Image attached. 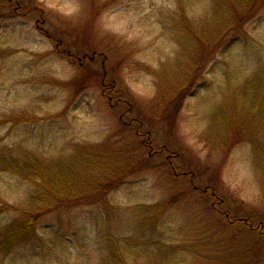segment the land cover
<instances>
[{
    "label": "rangeland",
    "instance_id": "374dc122",
    "mask_svg": "<svg viewBox=\"0 0 264 264\" xmlns=\"http://www.w3.org/2000/svg\"><path fill=\"white\" fill-rule=\"evenodd\" d=\"M180 1L0 0V150L77 169L78 154L97 157L107 146H123L116 140L132 139L135 128L149 132L154 142L146 168L110 188L105 201L115 210L108 235L129 244L123 248L128 263L264 264V187L255 167L264 164V135L249 120L254 138L240 137L228 148L232 125L213 114L221 102L231 109L226 92L263 67L264 7L245 26L247 37L204 70L178 115L153 124L165 105L161 83L176 78L162 70L181 50L169 31L178 32L169 16L183 7ZM212 2L185 0L183 9L191 18L207 17ZM66 51L75 58L69 61ZM82 57L91 61L87 88L72 99L69 82ZM113 85L122 102L106 97ZM94 166L105 168L101 160ZM88 172L79 173L85 183ZM30 192L0 173V206L20 207ZM94 197L43 218L39 249L18 248L0 264H100L102 230L93 226L99 209L86 204L94 205ZM210 212L225 214L227 220L218 218L225 225ZM13 220V214L0 216V227Z\"/></svg>",
    "mask_w": 264,
    "mask_h": 264
},
{
    "label": "trees",
    "instance_id": "16d2710c",
    "mask_svg": "<svg viewBox=\"0 0 264 264\" xmlns=\"http://www.w3.org/2000/svg\"><path fill=\"white\" fill-rule=\"evenodd\" d=\"M180 3L183 7H186L185 0H181ZM243 3L245 5L239 7V0H213L210 6V14L206 13L207 17L195 16L191 18L189 11H184L183 7H180L173 16H169L171 23H173L172 20L177 23L178 32L172 28H169V31L174 40L181 44L179 47L181 50L178 51V58L173 61L174 67L170 65L167 71V67L162 70L171 72L176 78L166 79L164 83H161L165 92V105L158 112V115L152 117L153 124L162 123L170 120V117L178 115L181 109L180 106L185 102L188 94L193 89L197 91L198 86L195 84L203 73L218 61V57L223 58L238 45L240 38L247 37L245 26L258 19V13L264 7V0H244ZM17 11L15 8L14 13L18 14ZM7 16L14 17L12 12ZM66 56H69V61L75 58L70 51H66ZM75 60L81 62V64L78 65L77 73L69 82V87L72 88V99L82 94L87 88L86 65H91V61H86L83 57ZM114 87L113 85L112 89L108 88L107 92L109 94H106V97L115 103L116 96V102H122L120 94L115 95ZM103 90H105L104 87ZM231 92L233 93L229 94ZM231 92H226V100L228 99V106L231 109L226 110V103L221 102L218 106L216 105V111L213 113L214 116L222 118H224L223 115H226L230 122L228 126L232 125L229 141H227V143H230L228 148L236 146L239 143L238 141L241 140L240 137L244 140L254 138L252 132L246 128V124L250 123L249 120H252L253 123L258 122L259 130L264 135V64L259 71L245 79L238 85V88ZM102 96L105 97L104 94ZM132 109L131 106L128 107L130 113ZM135 119L142 124L140 118ZM20 121L30 122L27 120ZM146 122H149V120L143 118V123ZM149 136V132L143 134L139 131V128L137 130L135 128L132 139L130 137L129 140L124 142L116 140L117 143H123V146L112 147L110 145V147L105 148L110 153L105 150L106 153L102 154H108V157H101L100 152H98L99 155H96L98 153L95 154L97 157L89 156L87 151L85 156L80 153L77 156L78 159L74 161L75 166H80L77 169L75 167L69 168L66 163L46 162L33 154L22 153L21 155L25 159H20L21 155L18 153L10 154L6 148L0 150V173L8 174L32 187V192L28 194L26 203L20 207L0 206V216L8 213L14 215L13 221L0 227V260L11 256L15 250L26 245H34L39 249V245L42 243L40 234L42 229L40 226L43 218L58 210H67L71 205L79 203L81 200L92 199L95 196L92 201L95 202L94 205L91 203L86 204L97 206L99 209V221L94 222L93 226L96 229L100 227L102 230L100 264H129V257L125 256L123 249H126L129 244L127 242L119 244L115 242V237L108 235L115 226L113 213L115 210H112L105 201L114 190L109 192L110 188L116 186L117 183L122 184L127 178L146 168L151 160L147 158L146 153L148 150H152V142H154V140L149 139ZM117 139L119 138L117 137ZM166 148V145L162 146L165 151ZM131 151L132 153H130ZM124 152L128 161H125ZM136 155H139V158ZM115 157H117V160ZM114 158L115 168L112 169ZM100 160L105 168L97 169L94 164ZM255 162L256 160L254 164ZM125 165L127 166L125 167ZM255 165H257L255 167L258 170L259 184L261 182V187H264V164L256 162ZM87 168L92 169L89 171ZM80 172L84 175L88 172L85 178L89 179V182H84L79 174ZM189 181V186L193 187V180ZM161 209L166 211L167 204H163ZM164 210H160L157 216L161 218ZM218 223L225 225L221 222ZM144 224L148 226L145 221ZM71 238L77 243L78 238L75 236H71ZM164 264L169 263L165 262Z\"/></svg>",
    "mask_w": 264,
    "mask_h": 264
}]
</instances>
